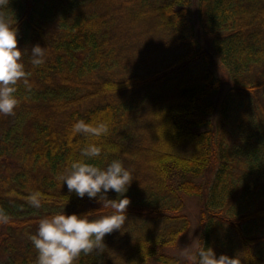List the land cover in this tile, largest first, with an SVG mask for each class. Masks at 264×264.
<instances>
[{
	"label": "trees",
	"instance_id": "1",
	"mask_svg": "<svg viewBox=\"0 0 264 264\" xmlns=\"http://www.w3.org/2000/svg\"><path fill=\"white\" fill-rule=\"evenodd\" d=\"M4 0L28 84L0 113V264H38L30 237L56 214L115 213L60 177L75 161L119 160L132 175L121 229L75 264H180L166 253L190 229L185 199L203 200L198 251L264 264V0ZM35 45L44 62L33 65ZM215 58V59H214ZM228 75L220 78L213 61ZM83 120L108 132L73 134ZM98 157L82 153L89 145ZM213 173L206 181L208 172ZM40 193V207L29 196ZM193 264H197L195 255ZM187 264V263H186Z\"/></svg>",
	"mask_w": 264,
	"mask_h": 264
},
{
	"label": "clouds",
	"instance_id": "2",
	"mask_svg": "<svg viewBox=\"0 0 264 264\" xmlns=\"http://www.w3.org/2000/svg\"><path fill=\"white\" fill-rule=\"evenodd\" d=\"M4 0H0L3 3ZM45 48L35 45L31 52L33 65L44 62ZM21 48L18 47V29L6 17L0 15V113L12 114L18 100L15 96L16 85L23 79L27 85V73L22 62ZM73 134L85 133L99 137L108 132L104 123L96 126L83 120L72 125ZM85 157L94 158L101 154V148L95 144L89 145L82 153ZM132 175L119 160L112 161L106 168H100L84 160L75 161L71 165V171L60 177L67 184L69 192H75L80 198L87 195L94 199L101 194V199L107 193L115 191L121 198L112 201L115 213L102 216L98 219H90L88 215L56 214L40 221L38 232L30 239L38 251V264H75L80 254L93 250H101L106 234L116 229H121L125 223V210L130 199L123 194L128 191L132 181ZM40 193L29 196V202L40 207ZM4 222L6 217L0 218ZM197 264H239L237 258L221 255L217 258L212 248H201L198 253Z\"/></svg>",
	"mask_w": 264,
	"mask_h": 264
},
{
	"label": "rangeland",
	"instance_id": "3",
	"mask_svg": "<svg viewBox=\"0 0 264 264\" xmlns=\"http://www.w3.org/2000/svg\"><path fill=\"white\" fill-rule=\"evenodd\" d=\"M192 1V22L195 23L197 27L198 38L201 44L206 48L207 51L211 50L210 39L204 34L201 27L199 26L197 17V0ZM212 51V50H211ZM215 59V58H214ZM212 67L214 68L216 74L222 78L226 84L228 83V75L223 70L218 62L213 61ZM213 178V173L208 172L206 181H211ZM203 200L196 197H187L185 199V214L188 216L191 226L188 232L181 238L179 243L173 249L166 250L171 256L177 257L180 260V264H193L195 260V255L197 254L199 239L201 235V225H200V215L202 211ZM148 264H159L156 262H150Z\"/></svg>",
	"mask_w": 264,
	"mask_h": 264
}]
</instances>
